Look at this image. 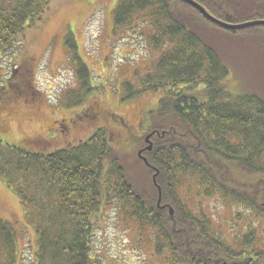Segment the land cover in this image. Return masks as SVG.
<instances>
[{"label": "trees", "instance_id": "trees-1", "mask_svg": "<svg viewBox=\"0 0 264 264\" xmlns=\"http://www.w3.org/2000/svg\"><path fill=\"white\" fill-rule=\"evenodd\" d=\"M196 1L230 23L263 18L259 15L264 13V0ZM246 2L257 7H246ZM49 4L50 0H0V71L3 55L25 43L27 30L42 20ZM185 6L191 8L182 0H119L113 9L115 29L139 22L147 27L153 49L162 50L153 70L141 80L140 89L129 97L147 91L164 93L150 111L149 132L159 135L152 136V148L145 157L158 171L155 179L162 204L173 213L157 207L136 188L119 159L121 155L108 146L109 139L101 131L81 144L50 153L35 150L33 145V149L4 146L0 140V178L20 198L25 221L35 235L29 264H96L91 256L94 221L107 198L115 199L142 228H151L156 253L167 251L171 264L264 263L263 251L254 244L255 231L246 232L242 247L233 249L214 235L210 218L201 209L188 210L177 192L180 183L194 181L199 191L202 186L209 196L222 194L224 199L244 203L264 219V180L250 182L252 177L264 179V89L253 87L259 94L249 90L241 95L227 91L224 81L230 64L226 55L232 53H225L221 45V54L214 46L215 36L188 18ZM191 9L211 29L222 28ZM197 27L204 31L205 39ZM221 30L241 35L234 44L264 54L263 25ZM73 62L84 87L92 79L89 71L77 57ZM27 80L22 66L8 74L0 72V101L32 96ZM88 110L82 109V116L88 117ZM95 113L91 110L92 116ZM123 124L127 134L133 132ZM231 164L240 168L249 182L233 172L226 173ZM28 189L43 195L37 206L29 199ZM15 229V224L0 217L1 264H14L19 255Z\"/></svg>", "mask_w": 264, "mask_h": 264}, {"label": "rangeland", "instance_id": "rangeland-1", "mask_svg": "<svg viewBox=\"0 0 264 264\" xmlns=\"http://www.w3.org/2000/svg\"><path fill=\"white\" fill-rule=\"evenodd\" d=\"M118 1L50 0L49 10L42 20L27 30L25 43L13 46L3 55L1 74H8L22 66L34 94L13 97L8 102L0 101V140L4 146H34L35 150L50 153L87 141L96 134L95 126H101L98 131L105 133L104 136L109 139L108 146L121 155L119 159L126 173L133 178L136 188L149 201L154 200L157 207H166L169 213L171 209L172 214L173 209L162 204L161 199L158 203L157 191L161 192V189L153 179L156 170L137 155L149 144L144 142L148 134H151V144L152 136L159 135L154 130L149 132L152 122L150 111L154 110L164 93L147 91L129 97L140 89L141 80L153 70L162 50L153 49L146 36L147 27L139 22L115 29L113 9ZM245 6L257 7L249 2ZM191 8L184 7L187 17L203 26L205 33L209 31L211 37L215 36L214 46L221 54V45L225 53H232L231 56L226 55L230 64L224 81L227 91L232 95H241L248 94L249 90L256 91L252 90L253 87L264 89V54L247 51V46L234 44L241 35L225 34L221 30L224 28L211 29ZM259 16L264 18V13ZM197 30L203 32L201 36L205 39L204 31L198 27ZM71 46L73 49H70ZM73 57L87 67L92 78L84 87L80 85ZM84 106L89 109V116L79 119L83 117L81 109ZM91 110L100 114L92 116ZM73 119L78 122L76 127ZM92 119L96 121L95 125ZM57 123L66 125L65 136H61L59 131L56 134ZM123 123L129 125L133 132L127 134ZM141 154L146 156V151ZM235 168L238 167L231 164L230 171L226 173L231 175L233 172V176L237 174L243 181L249 182L246 174ZM149 172L153 173L150 175ZM256 179L264 180L252 177L250 182ZM197 186L194 181H185L178 186V195L188 210L201 209L210 218L214 235L233 249L242 247L246 232L255 231V247L264 253V219L254 215L244 203L224 199L222 194L209 196L202 186L200 191ZM143 187L146 192H143ZM27 194L35 206L43 196L35 189H28ZM47 199L52 201L51 197ZM107 200H102L98 218L94 221L91 256L96 264H171L167 251H162L160 255L156 253L155 234L149 230L151 228H142L135 217L131 218L121 210L115 199ZM0 217L17 228L19 255L14 264H29L34 231L25 221L20 198L9 190L2 178ZM4 256L3 262L6 263L8 257Z\"/></svg>", "mask_w": 264, "mask_h": 264}, {"label": "water", "instance_id": "water-1", "mask_svg": "<svg viewBox=\"0 0 264 264\" xmlns=\"http://www.w3.org/2000/svg\"><path fill=\"white\" fill-rule=\"evenodd\" d=\"M186 3H188L189 5H191L192 7H194L196 10L199 11V13L209 22L216 24L224 29H228V30H239V29H245L247 27H253V26H259V25H263L264 26V19H254V20H248V21H243L240 23H230L221 19H218L217 17H214L213 15H211L201 4H199L196 0H182ZM151 137V134H148L146 136V138L144 139L145 143H149L145 148L140 149L137 152V155L139 158H141L144 163L146 165H148L149 163L147 162V159L145 156H143L141 153L142 151H150L152 148V144L149 142V138ZM150 166V165H149ZM156 174H158V171H156L155 175L153 176V179H155ZM161 199V192L158 189V203L160 202ZM172 212V210L170 209V213Z\"/></svg>", "mask_w": 264, "mask_h": 264}, {"label": "flooded vegetation", "instance_id": "flooded-vegetation-1", "mask_svg": "<svg viewBox=\"0 0 264 264\" xmlns=\"http://www.w3.org/2000/svg\"><path fill=\"white\" fill-rule=\"evenodd\" d=\"M85 108H87V107H82V109H85ZM82 109H81V112L82 113H84V111H82ZM98 113V112H97ZM100 114V112L96 115V113L93 115V116H98ZM80 119H85V118H88V117H85V116H83V117H79ZM79 120V119H78ZM83 121H86V120H83ZM95 120L94 119H92L91 120V122L94 124L95 122H94ZM55 122V121H54ZM78 122L75 120V119H73V124H74V127H76V124H77ZM55 124H56V122H55ZM95 125V124H94ZM58 126H59V129H58ZM101 126H98V125H96L95 126V132L96 131H98V129L100 128ZM55 131H56V134H59L57 131H59L60 132V135L61 136H63L65 133H66V131H67V128H66V125H61V124H59V123H57V125H55ZM100 133V132H99ZM65 136V135H64Z\"/></svg>", "mask_w": 264, "mask_h": 264}]
</instances>
